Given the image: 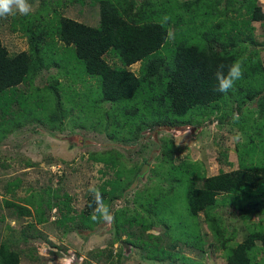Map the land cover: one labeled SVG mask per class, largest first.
I'll use <instances>...</instances> for the list:
<instances>
[{"label":"trees","instance_id":"1","mask_svg":"<svg viewBox=\"0 0 264 264\" xmlns=\"http://www.w3.org/2000/svg\"><path fill=\"white\" fill-rule=\"evenodd\" d=\"M95 1L99 3V26L61 16L55 33L59 41L75 47L76 57L85 63L87 74L99 77V105L112 104L110 110L103 108V119L106 120L103 123L118 129V133L110 136L122 142H137L145 129L194 125L212 116L223 123L232 119L235 112L239 113V120L232 121V124L246 135L245 141L236 148L239 167L231 171L221 170L211 176L201 172L196 163L182 161L176 164L172 139H164V156L172 162L168 179L171 186L159 185V196H153L152 202L161 203L168 193H173L177 182L185 185L183 200L191 222L185 232L186 243L197 248L203 257L207 253L206 246L224 250L227 264H264V225L261 221L239 242L236 233L229 231L220 215L213 211L220 203L228 202L231 206L238 205L245 218L252 210L264 213V61L259 47L264 41L259 42L256 38L254 25V22L264 24L260 0ZM44 3L42 0L39 7L27 15L16 14L0 21V120H8L15 127L33 121L32 103L36 109H41L36 110V120H42L40 114L46 115L51 130L63 131L66 111L59 81L46 82L42 87L32 86L43 69H49L43 52L44 43L52 31L33 16ZM5 22L10 23L14 33L22 32L27 37V50H9L1 34ZM173 25L175 30L171 31ZM171 36L175 37L176 50L167 56L160 50ZM108 54L117 57L120 64H111L106 58ZM237 60L243 62L244 73L243 78L236 81L235 90L228 93L216 91L217 66L224 64V73L227 74L228 66ZM136 63L140 64L137 72L131 69ZM21 84H29L32 88L19 89ZM118 111L140 119L136 122L127 117L118 119ZM190 111L192 113L186 119L181 118ZM5 131L0 138L8 134L9 131ZM121 131L129 136H120ZM222 153L227 157L226 152ZM91 156L103 162L105 168L115 170L114 178L104 180L95 188L101 192L111 211L110 203L122 196L139 176L142 166H127L123 153L115 148ZM147 161L143 158V165ZM175 173L186 178L173 177ZM125 175L130 176L122 181ZM21 186L22 180L17 177L7 183L6 190L17 192ZM63 197L66 202L61 200ZM20 199L6 200L17 215L31 216L36 212L39 217L44 216L45 202L37 194L33 192ZM93 200L91 193L86 208L80 213L81 221L89 227L96 223L90 218L95 207ZM70 201L71 196L67 193L55 194L48 205L51 210L56 206L62 211V220H70L74 216H68L70 213L64 210L70 206ZM139 205L146 211L144 204ZM150 210L143 213L120 208L114 212L116 239L105 251H100L105 253L108 250L106 254L110 259L106 264H123L126 244L143 250V259L164 262L160 264L166 261V264H202L189 262L184 255H163L173 253L159 245V235L147 233L158 223H164L161 219H154ZM201 213L212 231L213 241H207L198 230L197 218ZM62 220L59 223H63ZM136 225L140 227L139 232L129 229ZM123 231L127 238L121 241ZM118 241L121 242L120 250L114 254L113 245ZM16 243L19 244L18 239L10 241V238L0 242V264L21 263L22 252L15 248ZM171 246L174 248L176 243ZM158 251L162 255H156Z\"/></svg>","mask_w":264,"mask_h":264},{"label":"rangeland","instance_id":"2","mask_svg":"<svg viewBox=\"0 0 264 264\" xmlns=\"http://www.w3.org/2000/svg\"><path fill=\"white\" fill-rule=\"evenodd\" d=\"M41 1L28 0L31 6L30 13L39 7ZM44 2L40 11L33 16H37L52 31L44 43L43 52L49 69H43L32 86L42 87L46 82L59 81L66 111L63 120L64 130H51L46 115L40 114L42 120H36L38 117L36 110L41 109H36L32 103L30 106L34 113L31 118L33 121L15 127L13 123H8V120H0L2 121L0 136L4 130L9 131L6 136L0 138V242L6 238H10V241L19 240L15 248L22 252L20 264H106L110 259L106 254L108 250L105 253L100 251H105L116 239L114 221L110 224L96 222L89 227L84 225L83 220L81 221L80 213L86 208L87 199L91 194L89 189L96 188L104 180L116 176L115 170L105 168L103 162L94 160L91 155L115 148L123 153L127 166L141 164L143 168L146 163L148 166L142 175L139 172V176H136L122 196L110 203L113 216L120 208H128L129 212L139 210L149 213L148 205L151 204L150 212L153 213V218L161 219L169 227L168 229L160 222L155 228L147 231L159 235L161 237L159 245L173 253L166 252L163 255L173 257L184 255L189 262L202 264H227L224 250L206 246L207 253L203 257L197 248L186 243L185 232L191 222L183 200L185 185L177 182L173 187V193H168L161 203L152 202V197L159 196V185L165 188L171 186L168 179L172 162L164 156V139H172L176 164L182 161L196 163L201 172L211 176L221 170L231 171L239 167L236 148L245 141L246 135L232 124L231 118L221 123L212 116L194 125L173 128L157 126L145 129L137 142L114 139L110 135L116 131L118 133L117 127L110 128L103 123L106 121L103 119L104 109L110 110L112 104L109 102L99 105L101 97L99 77L87 74L85 63L76 57L75 47L59 41L55 33L59 28L61 16L99 26V3L95 0H44ZM260 3L264 12V0H260ZM254 25L256 38L263 42L264 24L254 22ZM1 27L3 41L11 52L29 48L27 37L22 32L14 33L7 22ZM172 30H175L174 25ZM259 47L264 61V45ZM175 50V37L171 36L160 52L171 56ZM106 58L111 64H120L119 59L113 55L108 54ZM139 65L136 63L131 69L137 72ZM31 88L29 84L19 86V89ZM131 104H128V107ZM117 113L118 119L124 120L127 117L131 118L132 122L140 119L139 116L134 117L135 115L123 111ZM191 113L192 111L181 118L186 119ZM236 133L242 134V139H233ZM120 136L128 137L129 134L123 132ZM222 152H226L227 157H224ZM143 158L148 159L144 165ZM127 172L128 170L125 173ZM129 176L125 175L122 181L127 180ZM175 176L186 178L178 173L173 177ZM17 177L22 180V186L17 192H8L7 183ZM33 192L45 202L42 208L44 216L39 217L36 212L31 216H20L8 207L6 200L19 201ZM63 193L71 196L70 206L64 209L70 213L68 216H74L70 220H62V211L56 206L51 210L48 205L52 196L55 194L61 196ZM61 200L67 201L64 197ZM141 203L145 205L146 211L140 207ZM213 211L220 215L229 231L236 233V240L239 242L258 221L264 225V213L252 210L245 218L236 204L231 206L228 202L220 203ZM60 220L63 223H59ZM197 222L198 230H201L205 239L213 241L212 231L205 222L203 213L199 215ZM129 229L139 232L140 227L136 225ZM144 237L149 240L147 235ZM126 238L127 233L121 232V241ZM172 243H176L174 248L171 246ZM120 245L119 241L114 243V254L120 250ZM126 248L123 264L164 263L141 258L144 251L138 247L130 245ZM156 255L162 254L158 251Z\"/></svg>","mask_w":264,"mask_h":264},{"label":"clouds","instance_id":"3","mask_svg":"<svg viewBox=\"0 0 264 264\" xmlns=\"http://www.w3.org/2000/svg\"><path fill=\"white\" fill-rule=\"evenodd\" d=\"M31 11V6L28 0H0V19H7L9 17L15 16L16 14L27 15ZM224 64L217 66L215 76L218 81V86L216 91L220 93H228L229 91L235 90L236 81L243 78L244 67L241 60L234 61L230 66H228L227 74L224 73ZM238 114H233V123L238 122ZM236 140L242 139V134L236 133L233 138ZM89 191L93 194V203L95 207L91 213V220L93 222H104L110 224L114 221V216L109 209V206L104 202L103 196L98 189L90 188ZM89 207H92L90 204Z\"/></svg>","mask_w":264,"mask_h":264},{"label":"water","instance_id":"4","mask_svg":"<svg viewBox=\"0 0 264 264\" xmlns=\"http://www.w3.org/2000/svg\"><path fill=\"white\" fill-rule=\"evenodd\" d=\"M147 166H148V164L146 163L145 166L141 169V171H140V175H142V173H143L144 171H146ZM128 246H129V244H126V247H128Z\"/></svg>","mask_w":264,"mask_h":264}]
</instances>
